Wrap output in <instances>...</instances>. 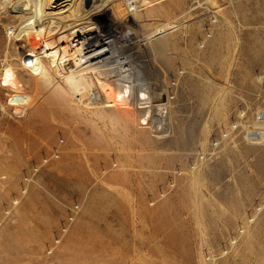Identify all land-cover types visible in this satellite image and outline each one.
Masks as SVG:
<instances>
[{
    "label": "rangeland",
    "instance_id": "374dc122",
    "mask_svg": "<svg viewBox=\"0 0 264 264\" xmlns=\"http://www.w3.org/2000/svg\"><path fill=\"white\" fill-rule=\"evenodd\" d=\"M112 4L92 20L140 39L166 134L136 106H89L55 72L32 75L0 0V264H264V140L247 136L264 110V0ZM172 20L153 50L144 38Z\"/></svg>",
    "mask_w": 264,
    "mask_h": 264
},
{
    "label": "bare ground",
    "instance_id": "6f19581e",
    "mask_svg": "<svg viewBox=\"0 0 264 264\" xmlns=\"http://www.w3.org/2000/svg\"><path fill=\"white\" fill-rule=\"evenodd\" d=\"M147 1L3 0L5 8L20 17L17 26L32 41L27 54L38 57L34 67L28 68L23 64L25 69L34 76L41 75L45 69L55 72L70 95L79 102L84 97L85 104L89 106L113 108L125 103L136 106L140 117L138 124L147 125L151 116L152 132L159 136L169 130L167 105L152 100L154 92L150 91V81L141 75V66L132 52V46L140 39L134 32L122 31L121 25L106 32L92 20V16L106 9L110 3L119 16L123 9L136 15L140 2ZM63 14L67 17L65 21ZM64 23H67V29H62ZM176 27L175 20L166 21L144 39H157L152 49L164 51L169 46L161 37ZM13 31L14 28L10 32ZM16 73L11 65H7L2 82L19 92L23 84ZM96 85L99 89L95 88ZM256 122L255 129L247 131V136L249 140L254 135L255 141L264 140V110L258 111Z\"/></svg>",
    "mask_w": 264,
    "mask_h": 264
},
{
    "label": "built area",
    "instance_id": "2783aa9c",
    "mask_svg": "<svg viewBox=\"0 0 264 264\" xmlns=\"http://www.w3.org/2000/svg\"><path fill=\"white\" fill-rule=\"evenodd\" d=\"M25 57H26V59H24V62H23L24 66H26L28 68L34 67L35 64H36V61L38 60L37 55H34V54H26ZM255 140H256V137L254 135L253 136V139H251L249 141L255 142Z\"/></svg>",
    "mask_w": 264,
    "mask_h": 264
}]
</instances>
